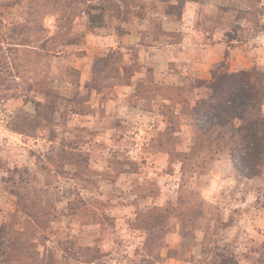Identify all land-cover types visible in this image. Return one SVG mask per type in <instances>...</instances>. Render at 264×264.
I'll return each mask as SVG.
<instances>
[{
  "label": "rangeland",
  "instance_id": "rangeland-1",
  "mask_svg": "<svg viewBox=\"0 0 264 264\" xmlns=\"http://www.w3.org/2000/svg\"><path fill=\"white\" fill-rule=\"evenodd\" d=\"M240 70L260 109L214 125ZM254 117L264 0H0V264H264Z\"/></svg>",
  "mask_w": 264,
  "mask_h": 264
},
{
  "label": "trees",
  "instance_id": "trees-1",
  "mask_svg": "<svg viewBox=\"0 0 264 264\" xmlns=\"http://www.w3.org/2000/svg\"><path fill=\"white\" fill-rule=\"evenodd\" d=\"M210 90L206 98L199 101L210 114L213 124L224 127L228 121L244 120L249 114L260 109L262 91L258 76L249 70L221 72L207 83ZM207 104V105H206ZM249 120V118H248ZM239 144L235 150L238 161L235 166L247 176L256 175L258 164L264 151V118H250L245 126L238 127Z\"/></svg>",
  "mask_w": 264,
  "mask_h": 264
}]
</instances>
